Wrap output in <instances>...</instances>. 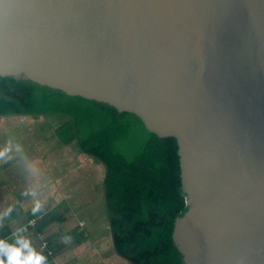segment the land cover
<instances>
[{
	"label": "water",
	"instance_id": "obj_1",
	"mask_svg": "<svg viewBox=\"0 0 264 264\" xmlns=\"http://www.w3.org/2000/svg\"><path fill=\"white\" fill-rule=\"evenodd\" d=\"M0 76L175 138L183 262L264 264V0H0Z\"/></svg>",
	"mask_w": 264,
	"mask_h": 264
},
{
	"label": "trees",
	"instance_id": "obj_2",
	"mask_svg": "<svg viewBox=\"0 0 264 264\" xmlns=\"http://www.w3.org/2000/svg\"><path fill=\"white\" fill-rule=\"evenodd\" d=\"M13 115H61L73 120L81 149L106 166L107 214L114 248L121 257L131 264H185L173 242L175 220L187 209L175 138L157 136L136 114L106 103L0 76V117ZM61 206L45 213L30 209L28 215H38L43 229L64 217ZM47 239L51 244L52 236ZM63 242L51 250L56 253ZM44 258L51 255L46 252Z\"/></svg>",
	"mask_w": 264,
	"mask_h": 264
},
{
	"label": "rangeland",
	"instance_id": "obj_3",
	"mask_svg": "<svg viewBox=\"0 0 264 264\" xmlns=\"http://www.w3.org/2000/svg\"><path fill=\"white\" fill-rule=\"evenodd\" d=\"M0 152L4 153L0 156V179L7 181L8 178L4 174H9L14 170L16 172V176L11 177V182L16 187L15 195L17 196L18 193V199L12 198L9 202H1L3 210L10 209L16 205L19 206L18 216L13 223L22 221L21 224H23L25 220L27 221L22 210L28 212L29 209H35L39 212L42 210L46 212L48 207L51 209L57 203L55 199L57 188L53 185L54 182L65 185L63 187L70 193V200L79 205L75 211L84 210L80 217L77 216L74 219L67 217L71 226L66 228V225H64L63 228L67 229L66 231L62 230V226L58 222L48 225L47 229H40L42 224V221L38 220L40 217H31L33 219L28 223L32 224V228L29 231L19 232L21 235L8 233L3 236L2 234L0 235V241L19 247L20 242L16 243V241L20 237L21 241L29 242L30 247L37 254L45 257V253L48 252L51 255L52 260L48 261L47 259L44 264H58L59 259L63 260L64 258L68 262L76 261L75 264H87L93 258H95V264H129L114 248L108 217L105 214L103 179L101 175H98L104 170V167L102 169L97 162L99 160L96 158L94 160V158L82 154L76 140L73 120L70 117L61 115H13L0 117ZM78 163H80L79 166L97 163L101 167L93 182H90L89 178L93 176L90 172H95V170H90L89 172H86L87 170L75 171L74 169ZM64 173L68 174V176H63ZM79 173H81V176H77ZM84 173H89L91 176L86 175L87 179L84 177ZM90 185L92 186L90 187ZM1 186H3L4 192L7 193L11 189L8 184ZM87 196L96 199L93 204L98 203V213L92 217V223H88L89 218H86V223L84 224V216L88 215L87 211L90 207L89 204L85 203V200L88 199ZM64 201L59 212L66 213L68 216L72 212L71 204L70 202L67 203L66 200ZM93 204L91 202V205ZM65 209L66 212H64ZM91 209L96 211L95 206H92ZM8 213L9 211L5 214ZM9 217L13 220L15 214L9 215ZM95 217L96 220L94 219ZM74 221L76 224H74ZM106 221L108 227L106 226V229L103 230L108 231V234L107 232L104 234L106 236L103 239V243H96L93 249H81L79 248L80 246L75 248L73 243L78 241L79 227L81 228L83 225L88 227L87 224L93 223L97 225L100 222L97 225V228H99ZM26 225L27 223L22 225V230H24ZM6 226L9 229L12 228L11 225L0 222V234ZM81 229L85 232L87 228ZM72 230H75V236H72ZM50 236L53 239L51 244L47 242V238ZM83 237L85 238L84 240L88 239L92 243L96 242L95 239H92V236L88 238V236L84 235ZM59 241L64 242L61 251L57 254L51 249ZM80 242L82 243L83 241L81 240ZM26 253L27 250H25ZM3 258L7 260L6 255Z\"/></svg>",
	"mask_w": 264,
	"mask_h": 264
},
{
	"label": "crops",
	"instance_id": "obj_4",
	"mask_svg": "<svg viewBox=\"0 0 264 264\" xmlns=\"http://www.w3.org/2000/svg\"><path fill=\"white\" fill-rule=\"evenodd\" d=\"M82 151V150H81ZM82 154H84V155H86V156H89V157H91V158H94L93 156H91V155H89V154H87V153H85V152H83L82 151ZM94 160H95V158H94ZM98 162V164H100V166L102 167V169H103V167H104V170L100 173V174H98L99 173V171H100V166L99 165H97V163H95V164H89V165H87V166H79L80 165V163H78V165H77V167L74 169L75 171H82V170H87L86 172H89L90 170H95V172H90V174H93V176L91 177V178H89L90 179V182H93V180H94V178L96 177V175L98 174V175H101V177H102V179L104 180V177H105V173H106V170H105V166H103V164L101 163V162H99V161H97ZM75 165H76V163H74ZM15 168H17V167H15ZM66 169H67V167H65ZM13 170H14V168H13ZM85 175H84V177H86V175H88V176H91L89 173H84ZM7 178H8V180L7 181H4V179H0V186L1 185H3V184H8L9 186H11V189L9 190V192L7 193V192H4V189H2V187L3 186H1V188H0V222H3L4 224H9V225H11L12 226V228H8L7 229V231H8V233H14L15 235H17V234H20L21 235V233H19V232H25V230H26V232H27V230L29 231L30 230V228H32V224H30V223H28V222H30L33 218H31V217H29V215H28V212L26 211V210H22V212H23V214L25 215V217H26V219H27V221L25 220L24 222H23V224L24 223H27V225H26V227L24 228V230H22V225L23 224H21L22 223V221L20 222V223H18L17 221H15L14 223H13V221L17 218V216H18V209H19V206L18 205H16L15 207H12V208H10V209H7V210H3V206H2V204H1V202L2 201H6V202H9L12 198H15L16 200L18 199V193H17V196L15 195L16 194V187H15V185H14V183L13 182H11V177L12 176H16V172H15V170L14 171H12L11 173H9V174H4ZM57 175H59V174H57ZM63 176H68V174H66V173H64L63 174ZM77 176H81V173H79ZM87 178V177H86ZM88 179V178H87ZM53 185L54 186H56V188H57V191H56V200H57V203L55 204V205H53V207L50 209L49 207H48V209H47V211L46 212H49L50 210H55L54 209V207H56V206H58V205H61L62 203H64L65 201L64 200H66L67 201V203H69L70 202V208L72 209V212H70L69 213V215L67 216V214L66 213H64L65 215H64V217H62V219L61 220H59V221H52V222H49L46 226H44V228H43V230L44 229H47L49 226L48 225H50V224H55L54 222H58L61 226H62V230H64V231H66L67 229H64L63 227H64V225H66L65 227L66 228H70V224H69V219H70V217H72L73 219H74V217H80L81 216V213L84 211L83 209H81V210H79V211H75V209H78V207H79V205L77 204V203H75L74 201H72V200H70V193L69 192H67V190L65 189V187H63V186H65L63 183L62 184H56V182H54L53 183ZM92 185H90V187H91ZM103 187H104V185H103ZM23 192V191H22ZM68 196V197H67ZM87 200H85V203L86 204H89L90 205V207H89V209H88V211H87V213H88V215L87 216H84L85 217V219L83 220V222H84V224L86 223V218H89V221H88V223H92V221H93V219H92V217H94V216H96V214L98 213L97 212V207H98V203L96 204H93L95 201H96V199L95 198H89L88 196H87ZM91 202H92V204L93 205H91ZM54 204V203H53ZM104 204H105V214L107 215V217H108V214H107V205H106V199H105V190H104ZM75 207H73V206ZM22 206V205H21ZM40 207H41V205H39ZM92 206H95L96 207V211H92V209H91V207ZM23 207V206H22ZM24 208V207H23ZM80 208H81V206H80ZM42 209H43V206H42ZM30 210V209H29ZM61 209H59V211H60ZM9 211V213L8 214H5L6 212H8ZM64 212H66V209H65V211ZM41 213H45L44 212V210H42L41 211ZM72 213H77V214H72ZM2 214H4V215H2ZM13 214H15V217H14V219L12 220L10 217H9V215H13ZM38 215H36L35 216V218L37 217ZM69 219H68V218ZM66 219H68L67 221H66ZM95 220H96V217L94 218ZM36 221V220H35ZM66 221V222H65ZM37 222V221H36ZM100 223V222H99ZM99 223H97V225L99 224ZM108 223H109V220H108ZM69 224V225H68ZM74 224H76V222L74 221ZM82 225V224H81ZM88 225V227H84V225L81 227V228H87L86 229V231L84 232V231H82V229L79 227L78 228V230H79V237H78V241H75V243H73V245L75 246V248H77V247H79V248H81V249H93V246L94 245H96V243H103V239L105 238V236L106 235H104L106 232H107V234H108V231H106V230H103V229H106V226L108 227V225H107V221H106V223L104 224V223H102L101 224V226L99 227V228H97V225L95 224V223H93V224H87ZM48 226V227H47ZM7 227V226H6ZM110 227V226H109ZM97 228V229H96ZM21 229V230H20ZM43 230H39V231H43ZM72 232H75V230H72ZM2 234V233H1ZM71 234V233H70ZM19 235V236H20ZM75 235H76V233H75ZM75 235H73L72 234V236H75ZM88 236V238L89 237H91L92 236V239L94 240H96V242L95 243H92V241L90 242L88 239L87 240H84L85 238L83 237V236ZM111 236H112V232H111ZM1 238V237H0ZM83 241L82 243L80 242V241ZM112 240H113V237H112ZM21 241V239H20V237L17 239V241H16V243L17 242H20ZM47 242L49 243V241H48V239H47ZM62 247H63V245L57 250V254L61 251V249H62ZM123 258V257H122ZM52 260V257H51V259H49L48 261H51ZM94 260H95V258H93L92 260H91V262H89V263H87V264H95L94 263ZM126 260V259H125ZM45 262H47V259L43 262V264L45 263ZM126 262L127 263H129V264H131L128 260H126ZM76 263V261H74V262H72V261H70V262H68L67 260H66V258H64L63 260L62 259H59V263L58 264H75Z\"/></svg>",
	"mask_w": 264,
	"mask_h": 264
},
{
	"label": "clouds",
	"instance_id": "obj_5",
	"mask_svg": "<svg viewBox=\"0 0 264 264\" xmlns=\"http://www.w3.org/2000/svg\"><path fill=\"white\" fill-rule=\"evenodd\" d=\"M3 154L0 152V156ZM25 250H27L26 254ZM5 255L7 260L3 258ZM44 259L30 247L27 241H20L19 247L0 241V264H43Z\"/></svg>",
	"mask_w": 264,
	"mask_h": 264
}]
</instances>
